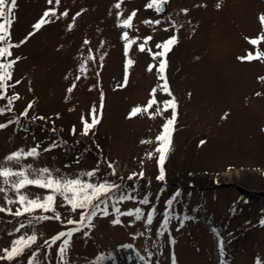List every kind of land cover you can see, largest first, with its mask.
Segmentation results:
<instances>
[{"label":"rangeland","instance_id":"rangeland-1","mask_svg":"<svg viewBox=\"0 0 264 264\" xmlns=\"http://www.w3.org/2000/svg\"><path fill=\"white\" fill-rule=\"evenodd\" d=\"M150 2L60 0L56 5L55 0L53 4L17 0L10 43L19 46L11 49L7 60L19 59L8 82L15 86L7 95L20 98L12 111L0 115V123L7 124L0 129V168L37 174L47 168L54 178L106 181L119 188L109 193L110 198L102 197L110 215L98 214L94 227L75 233L64 260L59 254L64 238L55 244L51 238L77 226L66 221L79 220L81 210L72 212L57 196L59 221H36L37 216L53 215L39 210L21 216L0 212V257H4L0 264H172L173 254L177 264H264V80L260 79L264 60L238 59L249 52L255 55L257 47L264 52V41L258 46L249 43L264 33L259 19L264 0H167L165 14L147 8ZM53 7L59 18L52 17L51 23L29 37L33 25ZM65 11L67 16L60 15ZM133 11L132 27H122L121 21ZM124 32L135 41L127 55ZM149 36L146 51H139ZM172 37L176 43L167 53L164 74L169 96L160 88L161 58L153 59L147 49L160 51L156 45ZM128 59L134 63L127 68V84L122 86ZM150 65L156 67L149 71ZM153 89L159 103L150 112L172 97L177 103L163 181L157 179L155 138L172 110L155 118L147 113L129 118L133 108L152 99ZM30 103L27 115H21ZM6 104V99L0 100V106ZM93 107L100 112V122L85 135L84 121L91 122ZM37 146L36 157L5 159ZM88 172L95 174L89 177ZM15 179L10 177L6 184L0 178V208L12 212L21 208L11 188ZM20 194L43 198L49 190L28 186ZM121 195L135 199L117 203ZM145 197L149 204H140ZM113 204L122 212L140 207L145 219L120 216L121 223L113 225ZM152 208L156 209L153 224L146 225ZM166 213L172 218L168 231L160 236L157 232ZM32 235L35 243L20 256L6 259L14 241Z\"/></svg>","mask_w":264,"mask_h":264},{"label":"snow or ice","instance_id":"snow-or-ice-1","mask_svg":"<svg viewBox=\"0 0 264 264\" xmlns=\"http://www.w3.org/2000/svg\"><path fill=\"white\" fill-rule=\"evenodd\" d=\"M49 4H53V0H48ZM167 3V0H151L150 3L146 5L147 8H153L155 7L157 11L162 10V6ZM55 4L59 5L60 0H55ZM17 7V0H0V44H3L5 46L0 47V100H7V104L4 106H0V115H3L6 111L10 112L12 111V105L14 101L18 100L20 97L18 94H13L12 96L7 95V91L10 87H14V84H9L8 82L12 80V69L14 64L17 62L19 58H16V60H7V57L12 55L11 49L18 47V44H12L10 43L11 40V34L10 29L12 27V24L14 22L15 16H14V9ZM116 8H120L121 4L117 3L115 5ZM217 7H219V4H217ZM186 11V10H185ZM60 15L67 16L68 12L65 11L61 13ZM77 16L79 13L76 14ZM136 12L133 11L127 19H124L121 21V26L124 28H130L132 27V20L135 17ZM59 18L56 13V8H49L46 10L42 17L33 25V32L29 33V37L35 35L36 32H38L44 25L51 23V18ZM260 21L262 26H264V15L260 16ZM73 20H75V17H73ZM146 24L151 23H159V21H144ZM72 25H69V29H71ZM29 37H26L24 41H21V43H24L27 41ZM122 38L126 41L125 44V55L128 54V50L131 47L133 43H135L134 40H129L128 33L124 32ZM152 38L146 37L144 39V43H141L139 45V51L144 52L146 51L145 45L150 41ZM261 41H264V33H262L258 38H251L249 39V43L252 45H259ZM85 43H88V41H85ZM176 43L175 37H172L168 39L167 41L157 44L156 48L160 49V51L152 52L151 49H147L153 57V59L160 57L159 65H158V72L160 74L159 79L163 81V84L160 86L161 91L164 93H167L169 96H172V93L169 89L167 78L164 75L166 72L167 67V53L171 51V47ZM92 57L89 56V59ZM102 59V57H101ZM238 59L244 61H252L255 59H261L264 60V52H261L259 48L257 47L255 55H253L252 52H249L244 57H238ZM134 63L133 60L128 59L126 62V73H125V81L124 85L127 84V68L130 67ZM153 67H156L155 65L149 66V71H152ZM85 69L83 66L81 67V71H84ZM76 79H80L78 76ZM264 80V77L260 78ZM20 81H16L15 84H19ZM75 84L72 85L68 89L69 92L75 88ZM156 89H153L152 91V99L148 101V103L143 106H137L132 109V111L129 114V118L135 117L138 114L141 113H147L149 114L150 118H155L156 116L162 115L164 112L168 111L169 109L172 110L171 118H168L166 122L162 125V131L157 137L155 138V142L157 144V147L154 149V153L158 154V160L157 164L159 167V175L157 179L163 181L165 179V170H164V164L167 159V154L170 152L172 147V134L175 131V121H176V108L177 103L174 97L172 99L166 100L163 102V107H156L154 112H150L149 110L153 108L154 105H157L159 102L155 98ZM257 95H260V93H257ZM32 107V104L30 103L27 106V109L25 112L21 113V115L26 116L27 110ZM103 108V103H101V110ZM91 122L84 121V134L87 135L89 131L94 128L99 122H100V112L93 107L91 110ZM39 119H44V117H39ZM9 123H12V121H9ZM7 127V124L0 123V129H3ZM142 143H152V141H142ZM204 141H201V144H203ZM37 147H33L28 151H24L23 149L16 151L9 156L5 157L7 161H20L21 159L28 158V157H36L39 155L37 151ZM49 149H45V151H48ZM153 152H150L147 154L148 158L151 159L153 157ZM111 167V165H110ZM28 168L30 169L31 166L29 165ZM95 173L94 172H88L86 173L87 176L91 177ZM140 176H143V173L139 174ZM16 177L14 181H11V188L15 190L19 196L18 202L21 205V208H18L15 212H12L11 209H4L0 208V212L7 211L15 216H21L24 214H31L33 212H36L37 210L48 213L51 212L53 215H40L35 217L34 219L36 221H46V220H52L55 219L57 221L61 220L60 213L56 211V202H57V196L62 197L63 201L70 205L71 211L76 212L77 210H81L79 220H73V219H67L66 223L69 225H77L75 227L70 228L67 231H61L58 234H56L54 237L51 238V243L55 244L57 241L63 239V242L61 246L59 247V254L61 256V260H64L70 241L75 233L81 232L84 228H92L94 227L93 219L97 217L98 214L107 217L110 215L107 207V199H102V197H109V193L119 188V185H116L114 183L109 182H102L98 184H94L91 182H87L84 180H81L79 178H54L49 169L44 168L38 170V174L36 170H32L30 173L28 169H20V170H13L12 168L3 167L0 168V178H3L4 183H9L10 177ZM130 179L132 177H129ZM28 186H36L41 189H47L49 190V194L41 197H36L30 199L28 196L20 194L21 190L28 187ZM0 191H3V189H0ZM110 198V197H109ZM135 199L131 195H121L119 197V200L117 203L125 201V200H133ZM99 201V203H96ZM8 203H14V201L9 200ZM103 203L105 206L103 208L100 207V204ZM142 205H148L149 199L147 197L141 199L139 201ZM172 201H167L168 206H171ZM113 211L115 213V218L111 221L113 225H118L121 223L120 216H127V217H134L136 221H140L142 219H145V213L140 207H136L134 210H129L126 212H122L119 207L116 206V204H113ZM156 213V209L152 208L146 216L145 223L146 225H152L154 216ZM172 217L170 214H165L163 222L161 223L160 230L157 232V235L163 236L165 232L168 231L169 226V220ZM187 219V218H186ZM261 224L264 225V220H261ZM183 226V225H181ZM21 227H24V225H21ZM19 231V229H17ZM143 235V233H141ZM36 236L32 235L29 236L27 239L24 237H21L20 239H17L14 241L13 247L11 251L7 252L6 259L12 260L14 257L20 256L25 248L30 247L31 244L35 243ZM47 243V242H46ZM171 243H175L174 240L171 241ZM124 247L130 248L131 245H125ZM7 251V250H5ZM221 254H223V248L221 247ZM4 258V257H0ZM101 259H103L101 257ZM172 264H177L175 255H172ZM259 264V261L257 262Z\"/></svg>","mask_w":264,"mask_h":264},{"label":"water","instance_id":"water-1","mask_svg":"<svg viewBox=\"0 0 264 264\" xmlns=\"http://www.w3.org/2000/svg\"><path fill=\"white\" fill-rule=\"evenodd\" d=\"M167 11V6H166V3L162 6V10L159 11L160 13H166Z\"/></svg>","mask_w":264,"mask_h":264},{"label":"trees","instance_id":"trees-1","mask_svg":"<svg viewBox=\"0 0 264 264\" xmlns=\"http://www.w3.org/2000/svg\"><path fill=\"white\" fill-rule=\"evenodd\" d=\"M186 180H188V178L186 179ZM193 181V180H192ZM196 182V181H195ZM194 182V183H195ZM195 185H201V186H206V185H202V184H198V183H195Z\"/></svg>","mask_w":264,"mask_h":264}]
</instances>
